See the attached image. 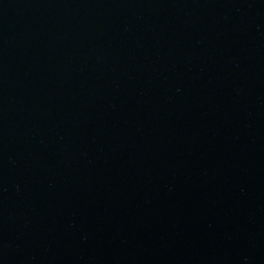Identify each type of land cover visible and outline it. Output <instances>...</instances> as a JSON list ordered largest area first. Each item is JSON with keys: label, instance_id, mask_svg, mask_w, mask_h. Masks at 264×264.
<instances>
[{"label": "water", "instance_id": "water-1", "mask_svg": "<svg viewBox=\"0 0 264 264\" xmlns=\"http://www.w3.org/2000/svg\"><path fill=\"white\" fill-rule=\"evenodd\" d=\"M0 264H264V0H0Z\"/></svg>", "mask_w": 264, "mask_h": 264}]
</instances>
